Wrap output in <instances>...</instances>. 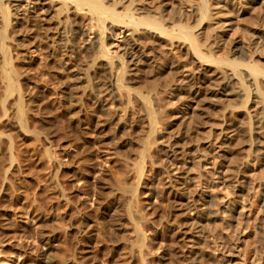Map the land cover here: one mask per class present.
<instances>
[{"label": "rangeland", "instance_id": "obj_1", "mask_svg": "<svg viewBox=\"0 0 264 264\" xmlns=\"http://www.w3.org/2000/svg\"><path fill=\"white\" fill-rule=\"evenodd\" d=\"M0 1V264H264V0Z\"/></svg>", "mask_w": 264, "mask_h": 264}, {"label": "bare ground", "instance_id": "obj_2", "mask_svg": "<svg viewBox=\"0 0 264 264\" xmlns=\"http://www.w3.org/2000/svg\"><path fill=\"white\" fill-rule=\"evenodd\" d=\"M57 1V0H56ZM105 1V0H104ZM104 1H100V0H61V2L60 1H58V2H60V3H62V5H66V6H63V7H65L64 8V10H63V8H62V10L64 11V12H69V11H65V10H69V8L70 7H72V6H70L69 8H68V6L67 5H71V4H68V3H70V2H72V4L73 5H75V7H76V9L78 10H83V9H86V10H88V12H91L93 15H96V16H98V23H96L97 24V26L96 27H99V29H100V32H101V37L103 36V35H105V32H106V30L108 29V28H106L105 29V22H106V20H108L109 19V21H113L112 23L114 24V22H116V24H118V23H122V24H126L125 26H127V28L129 27V26H131L132 25V27H140V26H144V27H148V28H152V30H156L157 32L159 31L162 35L164 34V35H168L169 34V36L171 35L170 33H168L167 34V32H168V30H166V28H164V24H161V22L162 21H156V19H149L148 17L146 18L145 16L146 15H148L150 18H151V16H150V14H148V13H145L144 14V11H142L141 9H136L135 8V12H134V14L136 15H140V14H144L145 16H143V19H139L138 21H136L135 19H132L131 17H129V23L127 22V20L126 19H128V15H125V17L123 16V15H121L120 13H116L115 11H114V8L115 7H117L116 5H119L120 3H121V1L120 2H118V3H116L115 2V0L114 1H112V2H107V3H110L109 4V6H107L106 4L107 3H105ZM1 2V1H0ZM35 2V1H34ZM37 2H39V1H37ZM52 3H54L53 1H51ZM36 3V2H35ZM34 3V4H35ZM41 3V2H40ZM64 3V4H63ZM15 4V3H14ZM42 4V3H41ZM122 4V3H121ZM205 4V3H204ZM203 4V5H204ZM113 5V6H112ZM13 6V5H12ZM107 6V7H106ZM110 6H112V8H110ZM121 6V5H120ZM130 6V5H129ZM128 6V7H129ZM2 7V6H1ZM10 7V6H9ZM20 7V6H19ZM74 7V6H73ZM127 7V6H126ZM11 8V7H10ZM61 8V7H60ZM124 8V7H123ZM130 8V7H129ZM4 9V8H3ZM57 9H59V8H57ZM117 9H119V8H117ZM207 9H209L208 7H207V5L205 6L204 5V8H202V16H200L201 18V22L202 21H204L205 20V18H207L208 16H206V14H207ZM2 10V9H1ZM18 10V9H17ZM116 10V9H115ZM58 11V10H57ZM147 11V10H146ZM59 12V11H58ZM129 12V11H128ZM132 12H133V10H132ZM61 13V12H60ZM130 13H131V11H130ZM151 13V12H150ZM6 14V13H5ZM9 14V13H8ZM62 14H64L63 12H62ZM61 14V15H62ZM133 14V13H132ZM69 15V14H68ZM8 15H5V17L3 18V19H5V21H8L11 17L10 16H8ZM65 16V15H64ZM126 16H127V18H126ZM10 17V18H9ZM14 17V16H13ZM133 17V16H132ZM145 17V18H144ZM33 19H35V18H33ZM95 19V18H94ZM111 19V20H110ZM38 20V19H37ZM97 20V19H96ZM69 21V20H68ZM96 22V21H95ZM118 22V23H117ZM201 22H200V24H201ZM11 23V22H10ZM36 23V22H35ZM78 23V22H77ZM6 24V23H5ZM13 24V23H12ZM95 24V25H96ZM130 24V25H129ZM2 25V24H1ZM0 25V26H1ZM6 25H8V23L6 24ZM5 25V26H6ZM9 26V25H8ZM38 26V25H37ZM200 25H198L197 27H199ZM7 27V26H6ZM41 27V26H40ZM72 27H73V25H72ZM71 27V28H72ZM92 27H94V26H92ZM106 27H108V26H106ZM131 27V28H132ZM196 27V28H197ZM23 28V27H22ZM1 29V28H0ZM6 29V28H5ZM12 29V28H11ZM36 30V29H35ZM40 30V29H39ZM135 30H137V29H135ZM194 30V29H193ZM192 29H187V28H185V27H183L182 29H180L179 31V33L177 32V36H178V34H179V38L180 39H184V41L185 42H187V41H189V43H190V47L193 49L192 51L195 53V56H199L198 58L200 59H202V60H204L205 59V61L207 60V62H209V58H210V56H207V54H205L204 52H203V50L201 49L202 47H200L199 46V44L197 43V40L195 39V37L193 36V31ZM6 31H8V29L6 30ZM28 31V30H27ZM34 31V30H33ZM22 32V31H21ZM72 32V31H71ZM88 32V31H87ZM158 32V33H159ZM3 33V32H2ZM5 33V32H4ZM4 33H3V35H4ZM36 33V32H35ZM15 34V33H14ZM73 34V33H72ZM76 34V35H75ZM75 36H82V39L84 38V42L86 43V49H87V51L88 52H91L94 48H96V46H95V44H96V42H94V41H89L90 39L87 37V34L85 33V32H78L77 31V29H75ZM1 35V34H0ZM173 35V34H172ZM3 37H6V36H3ZM171 37V36H170ZM197 37V36H196ZM175 38H176V34H175ZM25 39V38H24ZM76 40H77V38H75ZM30 40V39H29ZM98 40H100V39H98ZM98 40H97V42H98ZM1 41H3V40H1ZM96 41V40H95ZM102 41V40H101ZM105 41V40H104ZM103 41V42H104ZM106 42V41H105ZM104 42V43H105ZM0 44H1V42H0ZM4 44V43H3ZM100 45V44H99ZM101 50L103 49V52L104 51H106V49H105V44L103 45V43L101 42ZM1 46V45H0ZM3 46V45H2ZM1 46V47H2ZM83 47V46H82ZM2 49V48H1ZM98 49V48H97ZM99 49H100V47H99ZM105 49V50H104ZM64 52H66V51H64ZM87 52V53H88ZM102 52V51H101ZM2 54V53H1ZM4 54V53H3ZM8 55V54H7ZM240 56H242V54L240 53ZM4 58V57H3ZM7 58V57H6ZM104 58H105V56H104ZM120 59V58H119ZM118 59V60H119ZM5 60V59H4ZM120 60H122V59H120ZM211 62V61H210ZM121 64V63H120ZM127 65V64H126ZM207 66H210V65H207ZM233 67V64L231 65L230 64V67ZM123 68H125V63H123V66H122ZM234 68H235V66H234ZM220 69V68H219ZM221 70V69H220ZM251 71H254V69H251ZM220 72H222V71H220ZM219 72V73H220ZM218 73V74H219ZM220 74H222V73H220ZM228 75V74H227ZM119 78V77H118ZM118 82L120 81V80H117ZM234 81H236V79H235V77L233 76V75H229V76H227V77H225L224 78V84H223V86L221 87V89L219 90V93L221 94V95H223V96H231V95H233V94H235V91H234V88H233V83H234ZM121 82V81H120ZM120 85V83L118 84V86ZM121 87H123V86H121ZM126 88V87H125ZM108 89V88H107ZM118 89H120V88H118ZM122 90V89H121ZM112 91V90H111ZM119 91V90H118ZM121 92H124V91H121ZM126 92V91H125ZM9 94V93H8ZM126 96H128V95H126ZM121 98V97H120ZM131 100V99H130ZM149 102V101H148ZM142 104V103H141ZM151 104V103H150ZM150 104H148L149 106H150ZM152 106V105H151ZM150 106V107H151ZM148 108V107H147ZM148 110H149V108H148ZM153 110V109H152ZM155 111V110H154ZM153 111V112H154ZM156 112V111H155ZM151 113V112H150ZM148 114H149V112H148ZM152 115L154 114V113H151ZM151 114H149V115H151ZM151 115V116H152ZM155 115V114H154ZM150 116V117H151ZM158 117V116H157ZM151 119V118H150ZM160 119V118H159ZM150 121V120H149ZM151 124V123H150ZM153 130V129H152ZM151 131V130H150ZM154 132V131H153ZM48 259V258H47Z\"/></svg>", "mask_w": 264, "mask_h": 264}]
</instances>
